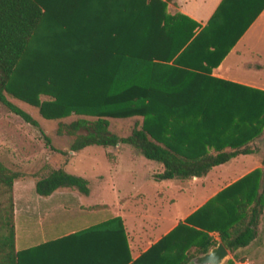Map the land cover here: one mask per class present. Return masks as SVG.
Returning <instances> with one entry per match:
<instances>
[{
	"label": "trees",
	"instance_id": "1",
	"mask_svg": "<svg viewBox=\"0 0 264 264\" xmlns=\"http://www.w3.org/2000/svg\"><path fill=\"white\" fill-rule=\"evenodd\" d=\"M216 13L195 32L199 24L169 13L165 0H0V103L33 126L37 121L7 96L46 119L76 115L55 129L70 138L71 152L122 143L162 165L155 180L204 176L237 154L256 151L249 142L264 129V90L212 77L196 80L177 67L178 56L202 41ZM239 34L209 42L214 60L207 72ZM125 117L136 118L128 134L109 129L108 118ZM260 172L250 171L207 199L131 259L119 219L94 225L102 231L96 236L81 230L16 250L10 193L24 173L0 160V264H189L216 243L210 231L233 252L255 236L264 200ZM32 176L41 196L60 187L89 191L84 177L63 166ZM254 177L251 205L231 198L213 211L221 195ZM177 233L183 238L172 249L154 253Z\"/></svg>",
	"mask_w": 264,
	"mask_h": 264
},
{
	"label": "crops",
	"instance_id": "2",
	"mask_svg": "<svg viewBox=\"0 0 264 264\" xmlns=\"http://www.w3.org/2000/svg\"><path fill=\"white\" fill-rule=\"evenodd\" d=\"M165 1L166 10L169 13L179 12L199 24L195 32L204 26L217 10L211 25L202 36V41L178 56L177 67L189 71L191 73L189 76L196 80L212 77L264 90V60L262 58L264 4L259 9L263 0ZM244 23L246 24L243 28ZM238 31H240L239 36L225 55L207 72L208 66L214 60V57L207 53L211 49L209 42L215 38L224 40ZM249 144L257 150L252 153L237 154L228 161L213 166L201 177L193 176L185 180H155L152 174L161 171L162 165L151 170L148 177L157 183L158 187L150 198L136 189L130 196L118 197L117 202L111 205L98 203L83 206L73 202L74 195L66 198L58 196L66 190L75 194L73 190L76 189L73 188L60 187L65 190L55 192V189L51 194L43 196V199L33 195L23 196L22 192L18 209L15 203L13 204L14 247L16 250L24 249L81 230H88L89 236H96L102 231L101 227L93 228L94 225L114 219L116 223V219H119L126 237L130 258L135 259L178 223H183L184 219L207 199L250 171L259 169L261 172L258 175V181L260 184L264 181V129L262 134ZM110 162L115 166L117 161L114 159ZM255 178L221 195L214 204L213 211L218 213L220 205L231 201V198L248 201V205H251V186L256 182ZM114 204L115 208L106 211ZM177 204L179 205L177 209L170 211ZM99 211L107 213L102 217L94 218V214ZM208 234L216 243L220 241L217 232L210 231ZM180 238L183 237L178 233L170 235L154 249V253L172 249L173 244ZM211 246L213 245L206 246V250ZM226 250L228 252L226 259L234 253L240 261H247L248 264H264V200L254 238L233 252L227 248ZM189 264H191L190 261Z\"/></svg>",
	"mask_w": 264,
	"mask_h": 264
},
{
	"label": "rangeland",
	"instance_id": "3",
	"mask_svg": "<svg viewBox=\"0 0 264 264\" xmlns=\"http://www.w3.org/2000/svg\"><path fill=\"white\" fill-rule=\"evenodd\" d=\"M262 58L264 60V50ZM41 97L44 98V96ZM7 98L30 114L38 123V126H33L25 122L0 103V160L6 166L20 169L24 173L23 176L14 180L10 193L17 209L22 192L23 196L33 195L40 199L44 198L34 192L35 177L32 174L45 173L49 168L58 166H63L67 172L82 176L88 181L87 195L76 190H73L75 194L66 190L58 195L64 198L74 195L73 202L78 205L90 206L98 203L111 205L117 202L118 197L130 196L136 189L144 193L147 198L153 195L158 185L148 177V174L161 166L158 162L146 159L131 146L122 143L105 147L89 145L71 152L68 150L70 138L57 135L55 129L58 121L68 122L76 118V115L46 119L39 114L36 107L10 96ZM135 119V117L108 118L109 129L117 135H126ZM114 159L117 161L115 166L110 162ZM62 190L65 188H58L55 192ZM115 206V204L110 206L106 211ZM178 206L177 204L170 211H174ZM106 211L97 212L94 218L104 216ZM14 222L17 223L16 219ZM231 255L224 260L223 264L228 259H231L233 264L240 261L236 254L231 253Z\"/></svg>",
	"mask_w": 264,
	"mask_h": 264
},
{
	"label": "water",
	"instance_id": "4",
	"mask_svg": "<svg viewBox=\"0 0 264 264\" xmlns=\"http://www.w3.org/2000/svg\"><path fill=\"white\" fill-rule=\"evenodd\" d=\"M227 250L221 241L211 246L202 254L191 258V264H222L227 257Z\"/></svg>",
	"mask_w": 264,
	"mask_h": 264
},
{
	"label": "built area",
	"instance_id": "5",
	"mask_svg": "<svg viewBox=\"0 0 264 264\" xmlns=\"http://www.w3.org/2000/svg\"><path fill=\"white\" fill-rule=\"evenodd\" d=\"M234 264H248L247 261H236Z\"/></svg>",
	"mask_w": 264,
	"mask_h": 264
}]
</instances>
